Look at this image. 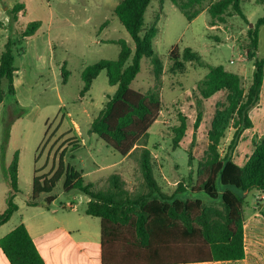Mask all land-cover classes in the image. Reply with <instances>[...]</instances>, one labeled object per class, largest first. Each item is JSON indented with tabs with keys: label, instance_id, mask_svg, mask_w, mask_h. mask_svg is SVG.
<instances>
[{
	"label": "rangeland",
	"instance_id": "rangeland-1",
	"mask_svg": "<svg viewBox=\"0 0 264 264\" xmlns=\"http://www.w3.org/2000/svg\"><path fill=\"white\" fill-rule=\"evenodd\" d=\"M121 0H0V56L13 29V37L21 40L14 52L17 74L15 96L7 95L0 105V214L7 208L6 197L9 180L6 170L19 153V188L15 198L19 210L0 229V236L9 233L22 221L36 224L44 231L63 229L74 242L86 239L100 240V220L86 215L88 196L74 190L64 191V178L57 184L55 200L47 207L46 196L38 206H29L33 180L36 175L50 174L56 170L58 159L66 151L65 161L82 171L86 183L97 188L106 187L112 174H120L126 188L134 191L141 179L134 159L124 158L108 147L89 128L109 98L117 90L111 86L106 72L93 82L91 89L82 94L84 69L101 60H116L121 46L112 41H126L134 50L135 42L115 15ZM25 4L17 23L11 22L8 10L11 4ZM211 2L203 5L206 10ZM245 21L232 10L225 23L211 26L212 17L202 13L194 21L186 17L170 0H155L146 13V26L157 24L158 34L154 50L164 64L160 86L162 110L149 129V144L153 157L155 176L167 194H173L179 182L194 184L198 172L206 163L208 133L218 110L227 105V93L219 92L204 100V120L197 133L193 148V164L189 165L188 151L193 140L197 116L198 83L208 74V69L196 63H187L184 73L172 74L173 62L169 54L174 47L180 53L192 50L211 66H224L229 72L239 74L245 89L251 85L254 63L248 60L245 48L249 43L248 23L264 16V2L247 0L242 3ZM41 21L42 28L32 38L20 39L19 34L30 22ZM144 34V33H143ZM264 56V25L260 28L257 57ZM69 72L65 82L63 68ZM157 85L151 59L142 60L141 71L131 88L146 94ZM7 91V82H3ZM264 108V100H263ZM254 109L252 116L257 128L245 132L235 161L243 164L254 150L253 140L264 134V117ZM180 116L187 119L188 129L180 147H173V128L180 125ZM258 116V117H257ZM234 129L227 131L221 150L225 151ZM8 137V142L6 140ZM75 138L81 147L72 151L68 143ZM73 144V143H72ZM55 162V163H54ZM55 164V166H54ZM184 192L179 199L202 198ZM74 204V209L69 207ZM245 229L247 255L253 264H264V192L252 190L245 193Z\"/></svg>",
	"mask_w": 264,
	"mask_h": 264
},
{
	"label": "trees",
	"instance_id": "trees-1",
	"mask_svg": "<svg viewBox=\"0 0 264 264\" xmlns=\"http://www.w3.org/2000/svg\"><path fill=\"white\" fill-rule=\"evenodd\" d=\"M155 0H121L115 15L135 42L133 50L126 41H112L121 46L116 60H101L87 66L82 79L85 95L93 82L106 72L111 86L117 90L93 120L89 133L95 134L108 147L124 158L134 159L139 168L140 183L134 191L126 188L120 174H112L106 187L97 188L86 183L82 171L65 161L62 152L52 175H36L33 180L29 206H38L46 196L47 207L53 203V192L64 178V191L78 190L87 195L86 215L100 220L101 264H190L205 262L240 261L246 258L245 244V193L264 192V134L253 140L254 150L244 166L234 161V154L246 130L254 127L251 111L260 103L264 85V56L257 57L260 28L264 16L248 30L249 43L246 57L254 63L251 85L245 89L239 74L229 72L224 66H211L201 60L191 49L180 53L174 47L169 59L173 62L172 74L186 72L187 63H196L208 69V74L197 85V116L193 140L188 151L189 165L193 164V148L197 133L204 120V100L219 92L227 93L228 105L218 110L208 133L206 163L198 172L194 184L179 182L173 194L160 186L154 170L149 144V129L162 110L160 86L164 64L154 50L158 34L157 24L146 26V12ZM186 17L194 21L203 11L205 2L211 4L206 11L211 15V26L225 23L232 10L246 18L242 3L247 0H170ZM264 2V0H261ZM25 5L17 4L8 10L11 22L17 23ZM250 26V23H248ZM41 21L30 22L19 34L20 39L34 36L41 28ZM13 29L0 56V104L7 95L15 96V56L21 40L13 37ZM144 33V34H143ZM151 59L157 85L146 94L131 88L141 71L143 58ZM65 82L69 72L63 68ZM7 82V91L3 82ZM233 128L232 138L224 152L221 145L227 131ZM188 129L187 119L180 116V125L173 128V147H180ZM8 142V137L6 144ZM68 143L72 151L81 147L75 138ZM73 143V144H72ZM55 163V162H54ZM55 166V164H54ZM9 192L7 208L0 214V227L7 224L19 210L15 198L19 188V153L6 170ZM184 192L202 194V198L179 199ZM192 195V196H193ZM0 247L10 264H46L26 225L21 223L0 239Z\"/></svg>",
	"mask_w": 264,
	"mask_h": 264
},
{
	"label": "crops",
	"instance_id": "crops-1",
	"mask_svg": "<svg viewBox=\"0 0 264 264\" xmlns=\"http://www.w3.org/2000/svg\"><path fill=\"white\" fill-rule=\"evenodd\" d=\"M17 4H19V2L15 3V4L12 3L11 8L16 6ZM26 7L27 6L25 5V10H26ZM204 12H207V11L205 10V11H203V13ZM145 21H146V16H145ZM41 28H42V26H41ZM35 35H37V33ZM34 36H31L29 38H32ZM17 74H18V70L15 72L14 85H15L16 90H17ZM263 100H264V85L262 88L260 103L254 108V109L259 110L258 116L260 118L264 117ZM253 110L251 112H253ZM250 115H251V118L253 120L255 128H257V124L254 120V117L252 116V113H250ZM262 126H264V125H261V128H263ZM251 129H254V127ZM251 129H248L245 132H247ZM245 132L243 134V139H244ZM241 142H240V144H241ZM240 144H239V146H240ZM239 146H238V148H239ZM238 148H237V150H238ZM235 154H236V152H235ZM235 154H234V158H235ZM234 161H235V159H234ZM246 161H245V163H246ZM245 163H243V164L237 163V164L240 166H244ZM89 201H90V199L88 198L87 203ZM21 223H24L26 225L30 235L32 236V238H33V240H34V242H35V244H36V246H37V248H38L40 254L42 255L46 264H101V237H100V240H97V241L86 239L82 242H74L73 240H71V235L69 233H67V234L64 233L63 229H57L56 231L47 232V231H44L41 227H39L36 224H33V223L28 224L25 220L22 221ZM5 225L1 226L0 229L2 227H4ZM16 227L12 228L11 231L14 230ZM11 231H9V233ZM7 234L8 233L6 232L3 236H0V239ZM245 244H246V229H245ZM0 264H10L9 260L7 259L6 255L4 254L1 247H0ZM190 264H253V262L250 261V258L247 255V248H246V258L244 260L224 261V262L190 263Z\"/></svg>",
	"mask_w": 264,
	"mask_h": 264
},
{
	"label": "built area",
	"instance_id": "built-area-1",
	"mask_svg": "<svg viewBox=\"0 0 264 264\" xmlns=\"http://www.w3.org/2000/svg\"><path fill=\"white\" fill-rule=\"evenodd\" d=\"M69 207L74 209L75 206H74V204H69Z\"/></svg>",
	"mask_w": 264,
	"mask_h": 264
},
{
	"label": "water",
	"instance_id": "water-1",
	"mask_svg": "<svg viewBox=\"0 0 264 264\" xmlns=\"http://www.w3.org/2000/svg\"><path fill=\"white\" fill-rule=\"evenodd\" d=\"M250 27H253V24H251Z\"/></svg>",
	"mask_w": 264,
	"mask_h": 264
}]
</instances>
